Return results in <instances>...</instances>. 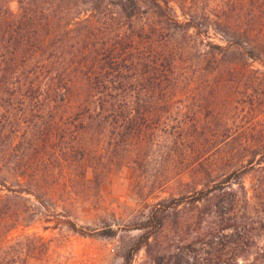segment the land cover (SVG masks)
I'll list each match as a JSON object with an SVG mask.
<instances>
[{"label":"rangeland","instance_id":"rangeland-1","mask_svg":"<svg viewBox=\"0 0 264 264\" xmlns=\"http://www.w3.org/2000/svg\"><path fill=\"white\" fill-rule=\"evenodd\" d=\"M82 1H73L75 9H90ZM186 1L203 30L184 33L173 19L161 25L163 35L154 38L165 41L166 49H184L177 60L185 75L171 83L168 96L151 90L138 101L127 99L138 109L139 129L19 138L8 162L9 184L19 189L17 177H23V188L33 193L11 199L24 210L15 216L11 244L22 240L14 247L23 248L26 264H219L217 251H205L224 244V259L234 264V229H221L227 208L248 214L255 224L251 249L240 263L263 251L264 0ZM102 8L107 19L128 21L126 14L115 15V8ZM155 9L148 0L131 3L139 25L160 24L164 19L153 15ZM235 27L246 28L258 43L254 54L236 44L213 48L227 46ZM1 188L0 180V195L8 194ZM197 196L201 200L193 201ZM152 214L164 224L134 252L156 223L142 227Z\"/></svg>","mask_w":264,"mask_h":264},{"label":"trees","instance_id":"trees-1","mask_svg":"<svg viewBox=\"0 0 264 264\" xmlns=\"http://www.w3.org/2000/svg\"><path fill=\"white\" fill-rule=\"evenodd\" d=\"M73 1L79 2L0 0V180L5 187L1 189L8 192L0 195V264H26L23 248L14 247L22 240L11 244V231L18 228L15 216L21 217L24 212L16 209L11 199L21 198L23 192L33 193L30 187L23 188V177H17L19 189L9 184L8 162L19 138L40 132L48 135L52 131L59 133L60 139L68 133L78 137L89 130L117 135L123 134L124 129L136 131L142 123L134 113L138 109L129 106L127 99L138 101L151 90L168 96L171 83L183 81L185 75L177 60V53L184 49H166L165 41L159 43L154 38L165 30L161 25L173 19L184 33L194 29L199 34L203 30L198 12L186 0H148L156 8L153 15L165 20L155 27H147L146 21L139 25L138 20L142 19L131 12V3L142 0H83L91 6L84 11L75 9L78 4ZM12 2H17L15 9ZM103 6L110 11L115 8V15L126 14L128 21L107 19ZM179 11L184 20L179 19ZM214 22L222 25L224 21ZM232 34L231 39H226L227 46L214 44L213 48L236 44L254 54L258 43L251 41L246 28L235 27ZM81 76L87 80L73 79ZM32 140H36L35 136ZM201 198L197 196L193 201ZM224 212L230 215L221 229L233 227L232 255L234 264H241L240 256L251 249L255 224L248 214L230 208ZM155 219L154 227L142 234L134 252L164 224L162 218L152 214L142 227ZM70 225L79 231L75 223L70 221ZM212 242L214 239L209 240ZM224 246L207 248L205 252L217 251L219 264H227L224 257L228 245ZM134 252L129 253L127 263ZM258 253V257L245 264H264V247Z\"/></svg>","mask_w":264,"mask_h":264}]
</instances>
